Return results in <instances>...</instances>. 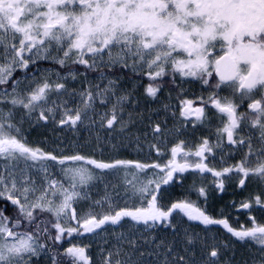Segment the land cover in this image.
Segmentation results:
<instances>
[{"label": "snow or ice", "instance_id": "6c2138e0", "mask_svg": "<svg viewBox=\"0 0 264 264\" xmlns=\"http://www.w3.org/2000/svg\"><path fill=\"white\" fill-rule=\"evenodd\" d=\"M36 57H51L61 68L70 70L67 76L57 74L56 82L44 79L24 92L14 84L11 92H0V200L14 207L12 216L0 209V264H32L33 258L46 249L53 253L51 264H91L87 246L73 244L59 252L48 248L47 240L58 244L65 234L72 237L95 233L125 218L148 226L169 222L167 226L174 227L170 222L174 213L204 225H222L238 240L254 242L261 251L257 264H264V224L254 217L250 218L251 227L241 225L236 229L227 219H213L188 200L167 207L161 204L162 185L172 181L175 173L189 169L210 172L220 190L224 188L223 178L233 172L241 175V187L249 177L264 184V0H0V85L9 83L16 66L27 68ZM71 65L83 66L81 75L85 79L87 73H98L99 82L89 81L88 87L69 91L68 80H76L78 75ZM116 67L146 76L150 83L145 93L151 98L160 91L154 82L168 75L173 81L178 74L181 79L191 78L213 87L206 101L200 97V106H194L193 100H182L180 115L185 119L194 116L197 123L203 124L208 119L206 107L211 105L223 122V127L217 128L215 146L222 147L226 136L228 145L247 149L243 159L220 171L209 167L205 162L206 153L212 152L208 138L195 152L185 151L181 141L171 148V159L163 167L131 160L102 162L79 154L58 158L26 142L14 122L17 109L24 110L21 119L38 112L39 121H48L59 112L62 126L96 123L98 117L101 127L114 129L119 124L121 131L127 130L133 121L130 115L123 120L122 113L130 94H118V79L109 78L104 71ZM224 90H229L231 97H221L219 93ZM53 93L57 97L78 96L79 100L68 107L67 99H51ZM246 100L250 101L248 111L239 112ZM97 105L107 110L98 111ZM152 132L158 136L161 126L156 124ZM254 139L258 147H254ZM151 147L162 154L156 145ZM178 156L183 162L177 160ZM193 156L197 158L194 162L189 160ZM253 158L255 166H250ZM49 161L61 166L77 162L61 169L67 187L50 178ZM120 168L139 172L159 169L154 179L142 181L135 173L132 179L126 178L125 195L138 198L140 206L117 209L106 192L101 200L92 201L86 215L78 216L74 204L91 199L87 189L96 178L94 170ZM33 170L43 173L41 183H37ZM199 195H205L203 188ZM254 201L264 208L260 195ZM251 206L247 202L241 205L244 209ZM94 207H100L101 212L94 213ZM44 213L54 219H44ZM184 240L180 251H175L173 244L166 245L164 264H219L217 246L204 243L198 261L193 247L195 237L185 231ZM128 242L135 247V241ZM161 245L163 241L157 248ZM120 254L118 248L108 251L103 264H126L120 259L113 262V257Z\"/></svg>", "mask_w": 264, "mask_h": 264}, {"label": "rangeland", "instance_id": "374dc122", "mask_svg": "<svg viewBox=\"0 0 264 264\" xmlns=\"http://www.w3.org/2000/svg\"><path fill=\"white\" fill-rule=\"evenodd\" d=\"M28 54L26 53V56ZM35 60H43L47 62H53V59L36 57ZM2 62V60H0ZM17 67V66H16ZM62 72L56 69H44L32 68L28 72L24 73L23 78L19 83H12L10 88L1 89L3 91H12V86L15 84L18 91L24 92L34 87L36 83L42 82L44 79H48L51 82H56L58 79L57 74L61 77L67 76V70ZM130 70V69H128ZM17 69L13 71L16 73ZM131 71V70H130ZM109 78L118 79V94L129 93V100L124 106V112L122 113L123 120L127 121L129 115L131 116L132 124L129 125L125 131L120 130V125L117 124L114 129H107L101 127L99 118H96V123L85 122L84 124H78L75 127L70 125H64L61 127L59 124L60 113L57 112L55 119H49L48 121H39L38 112L33 113L31 117L23 115V109H17L15 115V121L18 127L21 129L22 136L26 142L32 147H38L46 153L56 155L58 158L63 156L76 155L81 152L82 144L84 141L89 140V147L92 156L109 160L113 162L115 160H131L134 162H140L144 164H164L166 157V149L169 147L172 139V133L167 128L166 121L164 119L157 118L155 114H149L145 117L138 116L135 114V106H138L135 100L134 88L138 85L137 83H130L125 80L122 74L109 73ZM17 80V79H16ZM15 80V81H16ZM97 83V79L90 77L87 74V79L84 75L77 76L76 80L69 79L67 87L69 91L75 89L77 91L82 88L88 87V82ZM106 83V81L104 82ZM51 99L53 100H64L69 101L68 107H73L79 100V97L71 98L67 95L63 97H57L55 93L52 94ZM5 109L9 105H3ZM98 111H106L107 109L97 105ZM163 111L167 112L165 106ZM144 118V119H143ZM159 124L163 127V132L158 136H154L152 129ZM146 126L147 136L139 135L137 132ZM87 135L86 136V133ZM86 137V138H84ZM94 141L97 145H94ZM156 145L162 153L156 155V148L151 147ZM99 151V152H98ZM85 153V152H84ZM156 155V156H155ZM157 159L158 161H154ZM51 167L49 168V176L51 179L60 180L67 187V180L63 176L61 171L64 167L75 166L77 162H68L61 166L56 162H48ZM83 163V162H79ZM86 167L92 168L89 165ZM0 170H3V162L0 161ZM135 173L138 178L142 181L156 178V174L159 173L157 170L146 169L144 172H139L134 168L131 169H116L109 170L106 172H99L94 170V176L96 177L88 187L90 193V200L79 201L74 204L77 210L78 216H84L90 210L92 201L101 200L106 192L111 195L115 206L119 208H135L140 206V200L136 197L129 199L126 195V184L125 180L132 179V174ZM33 175L37 180V183H41L43 173H37L33 170ZM160 175H162L160 173ZM161 204L165 207L171 195L169 188H162ZM117 193L119 195H117ZM39 194V193H37ZM94 213H100V207L91 208ZM107 205L105 204L103 211H107ZM181 213H175L171 218L170 222L174 227L167 226L169 222L154 224L151 226L144 224H137L131 219H124L118 225L106 224L102 229H98L95 233H86L80 235L71 240L67 247L70 245L87 246V254L91 258V264H103L104 255L108 251H115L117 248L121 250L119 257H113V262L116 259L125 261L126 264H164L165 252L167 251L166 245L173 244L175 251H180L185 246V231L188 234L195 237L194 249L196 252V259L199 261L203 251L204 243L209 246L215 245L220 250L219 264H257L260 258L255 254L254 262L251 263V256L254 254L252 248L249 247V241H241L236 237L232 236L227 230H221L218 228H199L192 227L189 220L185 219ZM67 226V225H65ZM72 226H75V221L72 222ZM129 240L135 241V247L129 244ZM163 241V245L157 248V245ZM251 245V244H250ZM181 254H184L181 252ZM51 256L48 251L42 252L39 257H34L32 264H51ZM251 258V259H249ZM173 257L168 256V260L171 261Z\"/></svg>", "mask_w": 264, "mask_h": 264}, {"label": "flooded vegetation", "instance_id": "af4514ba", "mask_svg": "<svg viewBox=\"0 0 264 264\" xmlns=\"http://www.w3.org/2000/svg\"><path fill=\"white\" fill-rule=\"evenodd\" d=\"M35 62H30L27 68H22L17 66V80L19 83L24 76V73H30L29 67L39 68V70L44 69H56L60 72L59 68L55 66H44L42 64H37L34 66ZM73 70L77 71L80 76L81 73H84L83 66L72 65ZM71 67V66H70ZM69 68L65 73L69 72ZM90 77L95 78L98 74L87 73ZM130 76L123 73L125 80L130 83H137L138 85L134 88L135 100L138 106H135V114L141 117H145L149 114H155L157 118L164 119L166 121L167 128L170 129L172 133V139L170 141L169 147L166 149V161L164 164H160L161 167L166 165L171 159V148L179 144L181 141L184 142V150L195 152L197 147L202 143L204 138L209 139L210 146L212 147L211 153H206L205 162L208 163L209 167L214 168L217 171L222 170L224 167L237 164L244 157V153L247 151L245 147L230 146L227 143L226 136L223 139L222 147L217 148L215 145L217 143V128L223 127V122L215 114V109L208 105L206 107V113L208 119L204 121L203 124L197 123L195 117H189L185 119L180 115L181 112V101L185 99L193 100L194 106H200L201 101L200 97H203L206 101L209 95L214 91L213 87L209 85H204L198 80H192L191 78L181 79L177 74L175 80L171 75L165 76L162 80L154 82L159 84L160 91L157 93L156 98L148 97L145 93L146 86L150 83L146 76L137 75L129 70ZM221 97L230 96L231 93L229 90H224L219 93ZM254 98H259L254 97ZM236 101L239 102V97H235ZM250 101H245L241 107L238 109L239 112H247V103ZM163 106L166 107L167 112L163 111ZM144 119V118H143ZM226 122V119L225 121ZM247 122V121H246ZM146 126H143L137 133L142 136H147ZM163 132V127H161ZM86 136L87 132L85 133ZM86 138V137H84ZM89 140L82 144L81 156H84L89 159H94L102 162H109L102 158L92 156ZM94 145H97V142L94 141ZM254 147H258L255 139L253 140ZM161 152V150L159 149ZM99 152V151H98ZM156 155L158 153L156 151ZM155 155V156H156ZM160 155V154H159ZM197 158L190 157L189 160L194 162ZM179 162H183L181 157H177ZM154 161H158L155 159ZM158 164V163H153ZM91 166V165H89ZM250 166H255V159L253 158L250 161ZM93 167V166H91ZM157 170L159 169H148ZM99 172H106V170H98ZM109 171V170H107ZM163 175V173H161ZM242 178L241 175L233 172L228 176H225L224 179V188L220 190L217 188V178L214 177L210 172H199L193 169H189L183 173H175L173 180L170 181L167 185H162V188H169L171 190V195L168 200H165L168 203V206L172 202H177L180 200H188L198 207H200L207 215L213 219H227L229 224L236 229H239L241 225L245 227H251L250 218L254 217L257 222L264 224V208L260 205L255 204L254 197L260 195L262 201H264V184H261L255 177H249L246 179L245 186L241 187L239 184V179ZM161 188V189H162ZM203 188L205 190V195H199V189ZM162 191V190H161ZM251 203V207L244 209L241 207L243 203ZM175 214V213H174ZM173 214V215H174ZM182 214V213H181ZM129 219V218H125ZM187 219V217L185 218ZM188 220V219H187ZM192 227L196 226L199 228H218L221 230H226L222 225L213 224V225H204L199 221H190ZM161 225V223H157ZM249 241V247L253 249L254 254L251 256V263L254 261L255 254L258 255V258L261 257V251L258 245L254 242ZM251 244V245H250ZM49 253V252H48Z\"/></svg>", "mask_w": 264, "mask_h": 264}, {"label": "trees", "instance_id": "16d2710c", "mask_svg": "<svg viewBox=\"0 0 264 264\" xmlns=\"http://www.w3.org/2000/svg\"><path fill=\"white\" fill-rule=\"evenodd\" d=\"M37 64H42V65H44V66H58V67H60L57 63H53V62H47V61H43V60H38V61H36V63L34 64V66L35 65H37ZM30 69L29 70H31L33 67H29ZM71 68H73V66L71 65ZM62 70H66L67 68H61ZM104 71L105 72H107L108 74L109 73H125V74H127V75H131V74H129V70L128 69H123V70H121L119 67H116V68H113V69H111V70H109V69H104ZM17 73H18V71H16V73H13L12 74V77L10 78V80H9V83L8 84H3V85H0V90L1 89H6L7 90V88H10L11 87V85H12V83H14L15 82V80L18 78V76H17ZM91 73H93V74H98V73H96V72H90V74ZM5 205H7V207H5ZM0 209H4L5 210V215H8V216H12L13 214H14V207L10 204V202H7V201H4V200H0ZM42 217L44 218V219H54V218H52L49 214H47V213H44V214H42ZM49 227H50V225H49ZM52 231V234L54 235L55 234V230L54 229H52L51 230ZM76 237H80V235H73L72 237H68L66 234H65V236H64V238H63V240L61 241V242H59L58 244H53V241L52 240H47V245H48V248H51V249H53L54 251H59V252H62L63 251V249H65V248H67V245H68V243L71 241V240H73L74 238H76ZM47 250V249H46ZM49 252V251H48ZM49 254H50V256L53 254L52 252H49ZM51 258V257H50Z\"/></svg>", "mask_w": 264, "mask_h": 264}, {"label": "water", "instance_id": "95a60500", "mask_svg": "<svg viewBox=\"0 0 264 264\" xmlns=\"http://www.w3.org/2000/svg\"><path fill=\"white\" fill-rule=\"evenodd\" d=\"M64 126V125H63ZM61 127H62V125H61Z\"/></svg>", "mask_w": 264, "mask_h": 264}]
</instances>
